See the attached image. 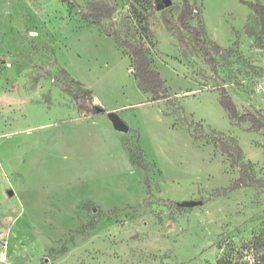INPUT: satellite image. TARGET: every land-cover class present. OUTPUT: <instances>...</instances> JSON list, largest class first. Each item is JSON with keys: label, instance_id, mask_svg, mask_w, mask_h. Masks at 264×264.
I'll return each instance as SVG.
<instances>
[{"label": "rangeland", "instance_id": "obj_1", "mask_svg": "<svg viewBox=\"0 0 264 264\" xmlns=\"http://www.w3.org/2000/svg\"><path fill=\"white\" fill-rule=\"evenodd\" d=\"M90 1L0 0V264H264V186H234L239 168L211 139L235 137L264 180V128L241 118L264 114V31L246 29L264 0H197L208 38L233 50L217 77L182 0H107L105 27L149 49L169 98L82 16ZM78 82L104 112L78 103Z\"/></svg>", "mask_w": 264, "mask_h": 264}, {"label": "trees", "instance_id": "obj_2", "mask_svg": "<svg viewBox=\"0 0 264 264\" xmlns=\"http://www.w3.org/2000/svg\"><path fill=\"white\" fill-rule=\"evenodd\" d=\"M244 1V0H243ZM248 3L247 1H244ZM252 8V13L249 15L246 29L250 34H257L256 28L260 25L264 31V5L259 1L249 3ZM87 11L82 14L86 19H90L93 23L102 27L103 31L112 35L119 47L129 49L132 58V65L136 69V76L139 80V85L145 91H154L156 98H169L168 88L160 75V72L151 66L149 57V49L144 44L134 43L123 37L120 30L111 32L105 27V22L111 20L116 12V6L107 0H93L86 5ZM178 21L183 28V31L193 38L196 46L202 52L203 56L210 64L212 70L217 77L218 59L216 55L227 57L232 53V48H223L218 44L213 43L207 35L205 24L202 19V10L197 0H182ZM259 38V37H258ZM262 47L264 42H262ZM78 89L81 95L76 96L78 103L84 105L89 111L97 113L95 106L91 103L92 92L82 83L78 82ZM218 89L221 93V103L227 109L237 115L235 110L236 105L228 93L226 86L219 85ZM242 120H253L256 127L264 128V114L259 110L246 111L241 115ZM211 139L214 144L219 147L221 153L230 159L233 166L239 168V177L233 181V185L238 186H264V180L257 177L253 163L245 161L243 151L235 137L226 135L223 132L212 131ZM231 260L228 255H224L217 260V264H230Z\"/></svg>", "mask_w": 264, "mask_h": 264}, {"label": "water", "instance_id": "obj_3", "mask_svg": "<svg viewBox=\"0 0 264 264\" xmlns=\"http://www.w3.org/2000/svg\"><path fill=\"white\" fill-rule=\"evenodd\" d=\"M161 1H162L160 5L161 8L169 7L173 3V0H161ZM95 110L99 113L105 111L104 108H102L101 106H95ZM108 116L116 130L124 131V132L129 130V126L126 124V122L121 118V116L117 112H109ZM198 204H202V201L187 200L181 203V205L185 207H191Z\"/></svg>", "mask_w": 264, "mask_h": 264}]
</instances>
